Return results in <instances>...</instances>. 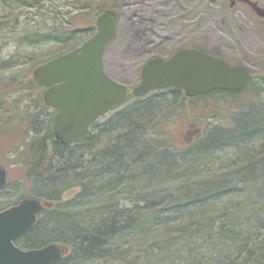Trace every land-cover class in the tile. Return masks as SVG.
<instances>
[{
  "label": "rangeland",
  "instance_id": "rangeland-1",
  "mask_svg": "<svg viewBox=\"0 0 264 264\" xmlns=\"http://www.w3.org/2000/svg\"><path fill=\"white\" fill-rule=\"evenodd\" d=\"M89 1L96 0H0V164L6 171L7 182L0 192V205L32 194L34 179L26 176L18 153L31 135L45 130L54 113L42 101L43 89L33 81L35 64L64 52L68 46L79 45L94 30H79L71 38L56 37L47 43H38V37L69 31L75 15ZM256 1L264 5V0ZM98 3L102 9L113 8L118 13L116 33L103 53V67L119 82L136 84L140 67L147 59L167 57L174 51L165 38H157L156 45L141 43L136 47L130 38L132 33L141 35L145 31L150 36H162L168 32H190L191 13L197 8L202 35L226 30L239 36L243 44L241 53L250 61L244 66L253 79L236 94L217 92L198 100L178 98L177 92L169 95L151 92L129 98L113 112L116 115L126 106L153 100L147 117L151 119L142 123L144 138H149L148 131L154 132L158 149L166 150L172 165L165 162L167 166L154 172L149 168L145 176H132L133 180L116 184L112 189L103 188L95 197L75 200L80 193L79 185L75 184L58 192L61 197L56 204L64 205L68 211L85 215L94 208L100 210L97 217H109L111 214L105 209L111 207L138 220L132 231L108 242L111 250L83 264H225V259L228 264H251L247 253L257 254L256 247L264 252L263 242L256 245L264 238V174H261L264 167L255 170V176L238 173L222 180L231 171L242 172L240 152L244 147L232 141L211 145L203 151L201 143L214 131L231 130L240 115L264 106V19H257L250 11L245 14L241 4L239 8L231 7L230 0H98ZM94 19L95 16L92 23ZM238 55L234 59L240 61ZM111 116H104L92 128V133H97L98 147L83 152V162L118 136L117 126L105 127ZM51 124L50 121L49 127ZM193 130L201 133L186 144L191 139L186 140V134ZM167 142L176 145L167 147ZM251 143L257 151L254 156L260 157L264 153V136ZM74 147L70 145L73 151ZM128 171L124 174L127 178ZM103 181V177L98 178L92 185L99 186ZM35 229L23 239L34 236ZM244 238L249 239L245 242ZM229 241L233 246L226 245ZM63 247L64 256L69 257L70 248Z\"/></svg>",
  "mask_w": 264,
  "mask_h": 264
},
{
  "label": "trees",
  "instance_id": "trees-1",
  "mask_svg": "<svg viewBox=\"0 0 264 264\" xmlns=\"http://www.w3.org/2000/svg\"><path fill=\"white\" fill-rule=\"evenodd\" d=\"M101 9L102 5L98 3V0L89 1L75 15L74 25L69 31L62 35L44 33L38 37L37 42L47 43L56 37L71 38L74 32L79 30L92 32L94 30L92 20ZM84 40H81L80 43ZM77 45L68 46L64 52L73 49ZM64 52L53 55L35 65L37 66ZM170 93L173 92L168 94ZM152 102L151 99L139 101L132 106H126L119 114L113 115V112L110 113L109 115L112 116L105 123V127L109 129L117 126L120 129L118 136L104 149L97 150L93 154L94 157L88 158L85 162L82 160V153L90 150L94 151L98 147L95 145L97 133H92V128L98 124L99 120L91 126L85 136L75 138L68 144H62L53 138L49 127L51 118L48 119L42 133H35L29 137L18 156L21 157V163L26 167V176L34 179V187L31 189L32 194L30 197L52 202L53 204L42 210L37 224L32 227V229L36 228L33 231L35 235L28 239L19 238L16 241L18 245L30 248L47 242H57L70 248L71 255L63 257L55 264L69 262L83 264L93 256H102L103 252L111 250L108 247V242L132 231V227L129 226L131 218L128 217L126 211L113 210L111 207H107L105 211L111 215L109 217H97L100 210L98 212L94 208L88 209L84 215L82 212L68 211L64 205H57L56 202L61 197L58 192L65 189L69 184L79 185L80 187V193L74 198L75 200L83 196L95 197V193H102L103 188L109 187L112 189L116 184L133 180L135 177L131 178L132 176H145L149 168L154 172L159 168H164L165 162L168 166L172 165L169 163L172 161L169 160L166 150L158 149L156 143L159 141L156 139L154 132L148 131L149 138H144L142 123L151 119H147V117H149ZM212 134L202 141L201 145L203 147L201 150L209 149L211 145H222L232 141L241 143L244 147L240 152V159L243 160L241 163L244 165L242 172H239V170L231 171L222 177V180L230 174L234 176L233 174L238 173L248 177L255 176L253 175L255 170H261V167H264V153L258 158L255 157L254 154L257 151L251 143L253 139H258L260 135L264 136V106L237 117L231 130L226 132L214 131ZM71 144L77 147H74V151L70 148ZM262 152H264V149ZM192 158H195V156ZM127 171L129 172L128 178L124 175ZM261 172V174H264V169ZM102 177L104 179L103 183H100L99 186L92 185L96 179L101 180ZM71 180L76 181L72 183ZM134 181H137V179ZM222 186L225 187V184ZM222 186H220V189ZM5 188L6 185L0 188V192ZM21 198H17L13 203ZM9 205L2 204L0 209ZM79 218H82V221ZM84 219L86 221H83ZM222 230L225 229L219 231ZM248 239L244 238L243 240L246 242ZM261 242L264 243V238L256 242V245ZM226 245H232V243L229 241ZM236 249L237 247H235ZM258 250V247H256L257 254H254V252H251L252 254L247 253L248 257L251 256L249 258L251 264H264V252ZM224 262L228 264L226 259Z\"/></svg>",
  "mask_w": 264,
  "mask_h": 264
},
{
  "label": "water",
  "instance_id": "water-1",
  "mask_svg": "<svg viewBox=\"0 0 264 264\" xmlns=\"http://www.w3.org/2000/svg\"><path fill=\"white\" fill-rule=\"evenodd\" d=\"M117 13L104 9L94 20L95 32L73 50L50 59L32 70L36 85L45 87L43 101L55 108L51 129L54 138L68 144L86 135L101 115L124 103L128 93L143 95L149 89L176 88L185 95L205 94L213 89L238 91L250 73L242 65L196 49H181L169 58L153 57L140 68V81L131 88L112 80L103 70L102 54L114 37ZM0 166V187L5 185ZM43 205L35 198H23L0 210V264H51L62 252L54 243L21 249L14 240L25 234Z\"/></svg>",
  "mask_w": 264,
  "mask_h": 264
},
{
  "label": "flooded vegetation",
  "instance_id": "flooded-vegetation-1",
  "mask_svg": "<svg viewBox=\"0 0 264 264\" xmlns=\"http://www.w3.org/2000/svg\"><path fill=\"white\" fill-rule=\"evenodd\" d=\"M240 4L242 5V7ZM230 6L231 7L236 6V8L241 7V10L243 8L245 14L246 11H250L255 15V17H257V19L259 20L264 19V5L257 2L256 0H230ZM191 14H192V21H191L192 30L190 32L189 31L168 32L162 36H150L145 34L146 33L145 31L141 33V35L132 33L130 35V38L132 39V44L135 45L136 47L139 46L141 43L145 45H156L158 43L157 38H165L172 44L171 49L174 50L173 53L180 49H188V50L198 49L204 52H208L209 54H212L218 58H223L227 60L230 64L247 65L250 62L247 61L243 56V54L241 53V48L243 47V44L240 42L239 36L236 33L229 32L226 30H218L213 32H207L206 34L202 35L199 30L198 8L193 10ZM258 36L262 38L260 33ZM237 54H239L238 56L240 58L239 59L240 61L234 59V57ZM161 92L165 93L166 95H169L168 94L169 92H177L178 98H183L187 100L194 97L207 98L211 96L213 93L220 92V90H213L209 94L202 96L196 95L194 97H187L183 95V93L180 90L171 89V88L161 90ZM198 99L200 98H197V100ZM200 133L201 130H198L197 132L196 130L188 132L186 134L185 139L187 140L188 137H191V139L190 141H185L187 142L186 144H190L192 142V139L196 135H199ZM165 144L167 147L170 146L171 148H173V145H176L172 142H167Z\"/></svg>",
  "mask_w": 264,
  "mask_h": 264
},
{
  "label": "bare ground",
  "instance_id": "bare-ground-1",
  "mask_svg": "<svg viewBox=\"0 0 264 264\" xmlns=\"http://www.w3.org/2000/svg\"><path fill=\"white\" fill-rule=\"evenodd\" d=\"M141 197H143V196H141ZM147 214H148V213H147ZM145 215H146V214H145ZM145 215H144V217H145ZM128 217H129V216H128ZM142 219H143V218H142ZM130 221H131V222H130L131 224H130L129 226H131V227H132L134 224H136V222H138V220H137V219H134V218H131Z\"/></svg>",
  "mask_w": 264,
  "mask_h": 264
}]
</instances>
